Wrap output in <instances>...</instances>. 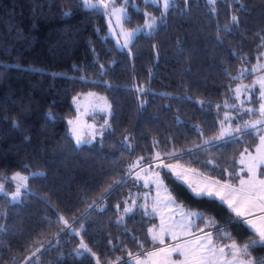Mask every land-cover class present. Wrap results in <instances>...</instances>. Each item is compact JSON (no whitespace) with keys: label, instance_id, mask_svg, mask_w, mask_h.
<instances>
[{"label":"trees","instance_id":"16d2710c","mask_svg":"<svg viewBox=\"0 0 264 264\" xmlns=\"http://www.w3.org/2000/svg\"><path fill=\"white\" fill-rule=\"evenodd\" d=\"M123 1L126 28L152 21L129 51L106 35L101 7L0 0V180L34 172L18 201L0 193V264H132L154 246L147 230L156 220L139 208L120 217L138 188L135 161L176 154L182 166L236 184L239 154L258 143L257 130L223 138L220 128L240 125L226 102L237 103L232 88L250 83L264 58V0H174L164 10L112 0ZM90 91L107 98L108 126L76 145L72 98ZM163 174L178 201L201 210L199 225L209 217L216 234L255 238L223 203ZM249 252L264 264V243Z\"/></svg>","mask_w":264,"mask_h":264},{"label":"rangeland","instance_id":"374dc122","mask_svg":"<svg viewBox=\"0 0 264 264\" xmlns=\"http://www.w3.org/2000/svg\"><path fill=\"white\" fill-rule=\"evenodd\" d=\"M167 8L174 0H142ZM212 2L213 0H207ZM86 8L98 6L103 9L107 24L106 35L120 49L129 51L130 44L139 32H147L151 26V17L142 26L126 28L128 1L113 3L112 0H82ZM133 6L138 5L133 2ZM264 56V54H263ZM254 79L250 83L236 84L231 95L237 100L227 107L238 110L240 125L233 128L222 124L220 133L223 138L257 130L260 132L258 143L253 150L239 154L236 184L221 182L199 173L193 168L182 166L173 159L176 154L156 158L148 164L132 165L133 181L138 187L132 200L126 203L120 217L136 208L149 212L156 220L147 230L148 238L154 246L134 255L132 264H260L249 252V247L264 243V58L253 66ZM76 110L75 116L67 119L68 131L76 145L90 143L101 137L108 126L111 114L107 98L100 93H79L72 98ZM253 104H256L253 108ZM244 111L257 112V118L243 117ZM225 117H230L225 115ZM229 119V118H228ZM232 131V132H231ZM228 135V136H227ZM164 171H168L176 180L184 184L196 196L215 198L223 203L255 234L252 241H237L229 236L227 229L216 234L211 218L203 217L201 210L190 208L178 201L168 188ZM30 175L34 172H30ZM29 174H12L0 180V193L6 194L11 202L18 201L26 190ZM11 183L9 190L5 184ZM222 227V226H220Z\"/></svg>","mask_w":264,"mask_h":264}]
</instances>
